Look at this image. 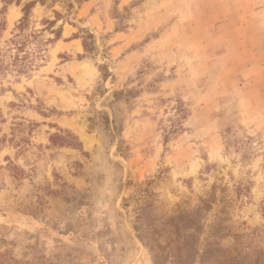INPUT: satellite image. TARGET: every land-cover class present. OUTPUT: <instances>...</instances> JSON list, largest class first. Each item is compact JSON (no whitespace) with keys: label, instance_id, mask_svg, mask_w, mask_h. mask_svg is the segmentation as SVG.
<instances>
[{"label":"rangeland","instance_id":"1","mask_svg":"<svg viewBox=\"0 0 264 264\" xmlns=\"http://www.w3.org/2000/svg\"><path fill=\"white\" fill-rule=\"evenodd\" d=\"M24 32L0 264H264V0H35Z\"/></svg>","mask_w":264,"mask_h":264},{"label":"trees","instance_id":"2","mask_svg":"<svg viewBox=\"0 0 264 264\" xmlns=\"http://www.w3.org/2000/svg\"><path fill=\"white\" fill-rule=\"evenodd\" d=\"M34 4L35 0L23 6V17L17 25L18 33L14 34V36L9 40L11 45L8 46V48L4 50L0 56V68L2 70L11 69L18 74L24 73L29 67L32 66V62L35 59L33 57L37 56L39 53V51H32L27 49L29 38L36 37L37 32H34L32 34H27L24 32L27 26L28 9ZM56 37H58V35H56ZM11 50L13 51V53ZM7 51H9L11 55L7 54Z\"/></svg>","mask_w":264,"mask_h":264}]
</instances>
